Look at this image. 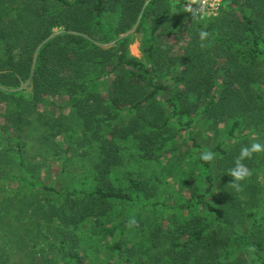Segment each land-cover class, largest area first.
<instances>
[{
    "label": "trees",
    "instance_id": "obj_1",
    "mask_svg": "<svg viewBox=\"0 0 264 264\" xmlns=\"http://www.w3.org/2000/svg\"><path fill=\"white\" fill-rule=\"evenodd\" d=\"M20 1L0 13V86L30 82L32 91L17 97L0 128L22 135L47 98L67 96L73 117L43 119L47 132L38 138L58 154L56 139L64 136L61 154L71 158L43 182L21 144L17 158L0 153V192L29 198L25 218L0 217V225L10 220L0 264H104L89 244L100 257L105 239L116 246L113 264H264V151L242 161L248 175H230L242 148L264 144V0H226L218 16L198 22L175 0H151L146 8V0ZM138 20L149 25L146 62L130 56V39L120 38ZM55 28L65 33L53 36ZM201 31L208 33L203 40ZM181 33L185 43L173 55L158 44L180 41ZM98 40L117 46L102 49ZM105 77L108 92L95 91ZM198 127L212 136L210 148L197 139ZM179 139L191 144L185 157L198 181L183 185L188 197L162 201L156 176L123 170V146L153 166ZM206 152L211 160L202 159ZM74 159L85 161L80 170L86 165L78 180L68 169ZM132 205L138 213L124 211V220L109 225L120 206Z\"/></svg>",
    "mask_w": 264,
    "mask_h": 264
},
{
    "label": "rangeland",
    "instance_id": "obj_2",
    "mask_svg": "<svg viewBox=\"0 0 264 264\" xmlns=\"http://www.w3.org/2000/svg\"><path fill=\"white\" fill-rule=\"evenodd\" d=\"M151 0H146L145 2V8L148 7ZM22 1L20 0H0V13L4 12L6 9H10L15 7V4H21ZM147 12V11H146ZM191 15V14H190ZM116 16L114 18H109L110 23L115 24L116 22ZM150 17L146 18V20H149ZM113 21V22H111ZM143 21V20H142ZM141 20H138L136 24L124 35H121L120 38L128 37L129 45L127 47V50L129 52V55L135 58H138L144 62H146V39L149 34V25L147 23H141ZM195 21H202L201 19L195 18ZM65 33V30L63 28H55L53 31V36H58ZM180 41L176 39L174 36H170L168 38H162L158 40V44L162 47L166 48L170 51V54L173 55L176 52L179 51L180 47L185 43V33L180 34ZM188 41V39H186ZM116 42H101V40H98V42H95V44L99 45L102 49H110V48H116ZM106 76V75H105ZM107 77L102 79V83H97L96 87L94 88L97 92H102L103 94H106L107 87L109 86L107 84ZM31 83L30 82H24L21 86L16 88H6L3 86H0V126H3L5 124V118L6 115H9L10 113V107L15 106L17 104V97H24L25 99H29L31 95ZM69 98L67 96H61L52 98L49 97L46 99V102L41 104V106L38 108V114L34 115L33 118V124L26 128V131L22 133V135H13L12 137H9L8 134H6L7 131H4L0 128V153L5 151H12L11 155L9 156H16L14 153V150H18L17 145L21 144V147H24L26 149V155L27 161L29 160L34 163V165L39 164V167L35 170L34 176L38 178L39 180L43 182H51V180L55 179V175L57 172L61 171L63 168V164L66 161V158H71L68 156H65L64 154H61L62 151L68 149L67 144L65 143L64 136L60 135L57 137V141L62 142L63 147L60 148V151L58 154L51 152H46L45 147L42 144V141L38 138V136L42 135V132H47L46 128L41 127L40 123L43 119L46 118H61V119H67V117L72 118L73 112L72 109H69ZM40 114L44 115V117H41ZM118 114V113H117ZM115 121V120H114ZM113 121V122H114ZM71 122L75 123L76 120H72ZM40 129H39V128ZM75 129V128H74ZM199 130H202V132H199ZM72 131H76L72 130ZM199 136H197V139H201L202 142L206 144L209 148L213 144L214 140L212 136L208 133L207 130H205L202 127H198V130L196 131ZM79 136V135H78ZM13 138V139H12ZM20 138V139H19ZM211 138V139H210ZM178 144H174V147L172 148L171 152H167L165 155H163L160 160L162 163H156L155 165L151 166L152 163L141 162V159L138 157V152L135 153L130 149L129 144H125L123 146V152H124V164L126 165V168H122L127 173H133L134 175H138L139 177H142L143 179H155L156 176V182L161 185L162 190V197L160 200L162 201H169L172 194L174 193V196L172 197V201L175 199H180L181 197H188L189 192L186 191L185 194L182 195L181 189L183 188L184 184H188V186H185L189 188V186L196 185L197 184V175L194 176L195 171L193 169L192 160L190 158L185 157V153L187 149L190 147L191 144L185 143L181 141V139L178 140ZM90 149V147L85 148ZM192 149V148H191ZM17 158V156H16ZM173 158V159H172ZM168 159H171V163H168ZM79 159H74L68 166V169L73 170L74 173L78 174V177L76 180H78L81 176H83V172L86 170V165L83 166V168L80 170L79 166L81 163H84L85 161L83 159H80V162L78 163ZM174 160L177 161L178 165L181 167V164H183V170L179 171V167L174 168ZM86 163H90L88 158H86ZM154 171V172H152ZM79 172V173H77ZM11 175L14 176V174L11 172ZM121 175V174H120ZM123 176V175H121ZM179 176V178H177ZM120 176L115 179V182L119 180ZM2 185L8 186L12 190H18V188L21 186L20 182H4ZM1 190V189H0ZM17 198H21L24 201L19 202ZM186 199V198H185ZM29 198L26 196V199L21 197L20 195H16L13 193H10L7 191V193L0 192V217L2 220L5 218H10L11 221L14 223H17L20 219L18 218L22 214L25 218V211L22 208L23 204L27 202ZM19 208V209H16ZM16 209V210H13ZM30 209L28 208L27 211ZM124 211L126 214L138 213L139 211L136 209L135 205H132L131 207H119L118 214L119 216L113 217V223H110L109 225L115 224L119 221L124 220L126 217V214H124ZM128 211V212H127ZM123 213V214H122ZM136 215V214H134ZM4 221L0 225L1 228H3V232H0V236L2 237L0 239L4 240L6 238L8 231V222L10 221ZM25 222V219L22 220L20 223L23 224ZM128 228L129 224L127 225ZM82 229L90 230V224L86 226H82ZM2 230V229H1ZM22 231H19L18 234H21ZM94 240V237H92ZM98 239V237H97ZM103 246H101V250L99 252L100 257L93 253L94 251V243L92 242L89 244L91 255L94 256L96 259L101 260L105 262L104 264H113L117 261L116 253H115V244H112L109 242V240H103L102 241ZM108 244L109 246H105Z\"/></svg>",
    "mask_w": 264,
    "mask_h": 264
},
{
    "label": "built area",
    "instance_id": "obj_3",
    "mask_svg": "<svg viewBox=\"0 0 264 264\" xmlns=\"http://www.w3.org/2000/svg\"><path fill=\"white\" fill-rule=\"evenodd\" d=\"M197 19L205 20L219 15L226 0H175Z\"/></svg>",
    "mask_w": 264,
    "mask_h": 264
},
{
    "label": "clouds",
    "instance_id": "obj_4",
    "mask_svg": "<svg viewBox=\"0 0 264 264\" xmlns=\"http://www.w3.org/2000/svg\"><path fill=\"white\" fill-rule=\"evenodd\" d=\"M208 36L207 32L201 31L200 38L201 40L205 39ZM264 151V144L262 143H253L250 147H244L241 150L240 157L236 162V168L233 169L230 175L235 179H242L244 176L248 175L247 170L244 168L242 161L245 158H250L254 153H259ZM213 158V154L211 152H206L202 155V159L211 160Z\"/></svg>",
    "mask_w": 264,
    "mask_h": 264
}]
</instances>
